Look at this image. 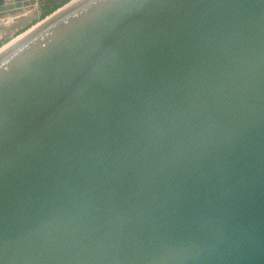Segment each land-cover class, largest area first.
I'll return each mask as SVG.
<instances>
[{"label": "water", "instance_id": "water-1", "mask_svg": "<svg viewBox=\"0 0 264 264\" xmlns=\"http://www.w3.org/2000/svg\"><path fill=\"white\" fill-rule=\"evenodd\" d=\"M41 22L0 51V264H264V0Z\"/></svg>", "mask_w": 264, "mask_h": 264}, {"label": "rangeland", "instance_id": "rangeland-1", "mask_svg": "<svg viewBox=\"0 0 264 264\" xmlns=\"http://www.w3.org/2000/svg\"><path fill=\"white\" fill-rule=\"evenodd\" d=\"M70 1L72 0H43L41 4L37 5L35 10L25 15L15 18L0 19V48L45 19L47 17L46 13L58 10ZM52 12H50L48 16L51 15Z\"/></svg>", "mask_w": 264, "mask_h": 264}, {"label": "bare ground", "instance_id": "bare-ground-1", "mask_svg": "<svg viewBox=\"0 0 264 264\" xmlns=\"http://www.w3.org/2000/svg\"><path fill=\"white\" fill-rule=\"evenodd\" d=\"M76 1V0H75ZM39 24L40 23H42L41 21L40 22H38ZM39 24H37V25H39ZM37 25H34L33 27H31L30 29H28L27 31H25L24 33H22V34H20V35H18L17 37H15L13 40H11L9 43H7V44H5L4 46H2L1 48H0V51L2 50V49H4L5 47H7L8 45H10L12 42H14L15 40H17L18 38H20L22 35H24L25 33H27L28 31H30L31 29H33L34 27H36Z\"/></svg>", "mask_w": 264, "mask_h": 264}, {"label": "trees", "instance_id": "trees-1", "mask_svg": "<svg viewBox=\"0 0 264 264\" xmlns=\"http://www.w3.org/2000/svg\"><path fill=\"white\" fill-rule=\"evenodd\" d=\"M63 4H64V3H63ZM65 4H66V3H65ZM61 5H62V4H61ZM61 5H60V6H61ZM54 10H55V9H54ZM50 12H52V11H49L48 13H46V16H48V14H50ZM53 12H55V11H53ZM53 12H52V13H53Z\"/></svg>", "mask_w": 264, "mask_h": 264}]
</instances>
